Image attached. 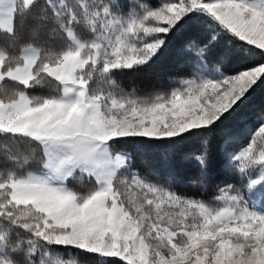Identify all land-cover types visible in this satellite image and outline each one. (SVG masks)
I'll use <instances>...</instances> for the list:
<instances>
[{
    "label": "snow or ice",
    "instance_id": "snow-or-ice-1",
    "mask_svg": "<svg viewBox=\"0 0 264 264\" xmlns=\"http://www.w3.org/2000/svg\"><path fill=\"white\" fill-rule=\"evenodd\" d=\"M185 29L198 74L118 84ZM261 85L264 0H0V264H264V113L212 203L131 170L240 128Z\"/></svg>",
    "mask_w": 264,
    "mask_h": 264
},
{
    "label": "trees",
    "instance_id": "trees-1",
    "mask_svg": "<svg viewBox=\"0 0 264 264\" xmlns=\"http://www.w3.org/2000/svg\"><path fill=\"white\" fill-rule=\"evenodd\" d=\"M198 35L195 31L185 29L173 38L149 66L140 71L118 74L115 79L126 92L134 88L140 96L178 86L182 79L198 74L193 67V58L183 50ZM260 113H264V85L248 98L241 113L243 123L240 128L221 130L203 139L193 138L175 151L161 149L137 155L132 161L131 170L152 183L170 187L182 196L212 203L219 188L236 183L237 176L231 170L230 157L248 142L251 130L257 126L255 116ZM205 148L207 166L201 169L192 157L199 155Z\"/></svg>",
    "mask_w": 264,
    "mask_h": 264
},
{
    "label": "rangeland",
    "instance_id": "rangeland-1",
    "mask_svg": "<svg viewBox=\"0 0 264 264\" xmlns=\"http://www.w3.org/2000/svg\"><path fill=\"white\" fill-rule=\"evenodd\" d=\"M235 154V153H234Z\"/></svg>",
    "mask_w": 264,
    "mask_h": 264
}]
</instances>
